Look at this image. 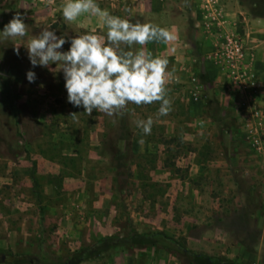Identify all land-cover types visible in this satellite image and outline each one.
<instances>
[{
  "label": "rangeland",
  "instance_id": "obj_1",
  "mask_svg": "<svg viewBox=\"0 0 264 264\" xmlns=\"http://www.w3.org/2000/svg\"><path fill=\"white\" fill-rule=\"evenodd\" d=\"M237 1L242 29L245 18L264 20V0ZM64 2L0 0V31L17 12L27 29L26 37L0 39V264H58L111 233L159 231L196 253L264 264V106L243 105L244 96L226 89L220 69L208 80L200 45L188 58L183 44L186 55L173 58L169 42V57H163L167 116H158L160 102L128 104L113 117L87 115L67 103L63 71L56 64L49 66L53 71L32 68L23 46L45 27L66 38L95 30L106 41L107 28L97 17L66 22ZM96 3L139 21L128 17V5ZM262 30L253 31L257 40ZM153 46L151 54L159 56ZM29 70L35 83L26 79ZM148 117L154 123L144 135L135 121ZM144 250L150 260L137 264H184L165 250Z\"/></svg>",
  "mask_w": 264,
  "mask_h": 264
},
{
  "label": "clouds",
  "instance_id": "obj_2",
  "mask_svg": "<svg viewBox=\"0 0 264 264\" xmlns=\"http://www.w3.org/2000/svg\"><path fill=\"white\" fill-rule=\"evenodd\" d=\"M61 9L68 23L88 15L99 18L107 28L105 41L95 30L66 38L45 27L23 45L32 68L41 66L53 71L49 66L56 64L63 71L67 103L83 108L89 116L96 111L113 117L127 110L128 104L160 102L158 116L169 114L171 100L167 98L165 87L168 61L146 54L143 46L153 41L165 45L174 41L172 31L157 24L133 23L114 16L102 10L96 0H65ZM25 18L17 12L0 31V39L26 37ZM66 43L70 47L63 50ZM15 53L20 55V46L15 47ZM26 79L35 83L36 73L29 70ZM71 117L75 120L76 113ZM153 123L152 117L135 121L144 135L151 134Z\"/></svg>",
  "mask_w": 264,
  "mask_h": 264
},
{
  "label": "crops",
  "instance_id": "obj_3",
  "mask_svg": "<svg viewBox=\"0 0 264 264\" xmlns=\"http://www.w3.org/2000/svg\"><path fill=\"white\" fill-rule=\"evenodd\" d=\"M120 4L128 5L131 13L128 17H136L140 23L148 22L166 27L174 33L176 39L171 42L173 43V58H182L186 55L182 50L183 44L187 45V57H193L190 50L192 51L198 44L205 52V58L208 59V56L215 50L224 30L240 31L245 39L247 59L251 60L254 69L252 71L262 87L254 100L249 96H244L240 98V102L242 104L244 102L246 104L243 105L250 107L253 104L252 109L259 105L264 106V36H262V40H257L253 35V31L257 27L263 28L261 35H264V20L245 18L247 26L242 29L243 24L239 17L242 9L237 0H221L218 5L210 4L208 0H112L111 3L116 8H120ZM217 16L221 17V21H224L222 26H219L215 18ZM153 44L159 46V56L169 57L167 47L163 43L154 41L143 46L146 54L152 53ZM204 66L208 73V80H213L214 75L219 74V68L212 60L205 61ZM230 96L234 97L235 95L231 94ZM253 113L251 111L252 118ZM144 251V249L127 250L112 256L109 261L111 264H137V261H149L147 255L142 256Z\"/></svg>",
  "mask_w": 264,
  "mask_h": 264
},
{
  "label": "trees",
  "instance_id": "obj_4",
  "mask_svg": "<svg viewBox=\"0 0 264 264\" xmlns=\"http://www.w3.org/2000/svg\"><path fill=\"white\" fill-rule=\"evenodd\" d=\"M35 173L36 166L33 165L32 178L34 183H36ZM147 248H158L170 252L184 264H238L227 258L193 252L187 249L184 244L162 231L107 235L97 239L90 245L81 247L69 258L57 261L58 264H82L91 260L102 261L110 259L112 256L127 250ZM40 252L41 258L46 260L47 257H44L42 249ZM13 258L16 257L14 256ZM3 263H12V261L6 259L3 260Z\"/></svg>",
  "mask_w": 264,
  "mask_h": 264
},
{
  "label": "built area",
  "instance_id": "obj_5",
  "mask_svg": "<svg viewBox=\"0 0 264 264\" xmlns=\"http://www.w3.org/2000/svg\"><path fill=\"white\" fill-rule=\"evenodd\" d=\"M219 0H208L210 4L218 5ZM219 23V26L224 24L221 21V17H215ZM213 18V20H215ZM230 30H224L218 43L216 44L215 50L208 59L212 60L221 71L224 76L225 83L227 84L226 89L234 94L241 96L250 97L254 100L261 85L257 81L254 72L250 68L247 56H246V45L244 36L237 34L236 32H229ZM194 80H196L194 78ZM254 119H260V113L255 112Z\"/></svg>",
  "mask_w": 264,
  "mask_h": 264
}]
</instances>
